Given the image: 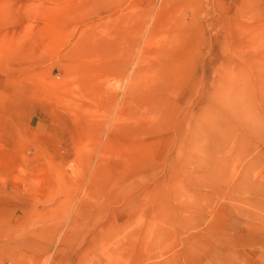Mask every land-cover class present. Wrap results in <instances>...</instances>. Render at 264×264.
I'll return each instance as SVG.
<instances>
[{
    "label": "rangeland",
    "instance_id": "rangeland-1",
    "mask_svg": "<svg viewBox=\"0 0 264 264\" xmlns=\"http://www.w3.org/2000/svg\"><path fill=\"white\" fill-rule=\"evenodd\" d=\"M0 264H264V0H0Z\"/></svg>",
    "mask_w": 264,
    "mask_h": 264
}]
</instances>
